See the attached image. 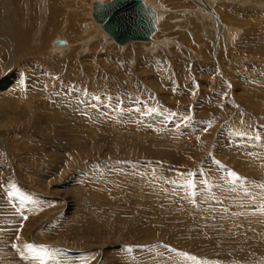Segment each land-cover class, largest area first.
Listing matches in <instances>:
<instances>
[{
    "label": "rangeland",
    "instance_id": "374dc122",
    "mask_svg": "<svg viewBox=\"0 0 264 264\" xmlns=\"http://www.w3.org/2000/svg\"><path fill=\"white\" fill-rule=\"evenodd\" d=\"M88 1L11 64L0 0V264H264V0H150L122 48Z\"/></svg>",
    "mask_w": 264,
    "mask_h": 264
},
{
    "label": "bare ground",
    "instance_id": "6f19581e",
    "mask_svg": "<svg viewBox=\"0 0 264 264\" xmlns=\"http://www.w3.org/2000/svg\"><path fill=\"white\" fill-rule=\"evenodd\" d=\"M10 4L12 3L14 5V8H12L13 10V16L11 17L13 19V21H10L12 26L9 28L11 30V35L14 37H17L18 39V44L19 47H16L15 44L12 43V39L10 37L6 36V40L8 41V44L11 46L10 49V53H11V61L10 63L12 64L15 60V56L12 55L13 53L17 54V52H20V54H24L27 51H31V49L33 48L32 46L35 45H31L30 40L29 41V36L32 34V31L41 33V31H45L48 32L49 29H52L53 33H56V35L58 36L57 39L53 40V44L54 45H60V47L62 48V46L64 45V39H66L68 37V35H70L72 32H78V28L74 27L72 30H65L66 32H64L63 28H61V24L64 23L65 21V17L62 18L61 15L64 14L61 11H64L65 13L68 12L69 14H71L73 11V8L75 7V3L76 0H9ZM50 1V3H49ZM101 0H92V1H88L87 5L84 4V6L77 7L76 5V9L80 8V11L84 12V17H87L88 14L89 16H91L92 20H94L93 18V11H94V3L99 2V3H104V2H100ZM104 1V0H103ZM112 1V0H111ZM158 1V0H157ZM83 2V1H81ZM144 4L147 5L151 12L154 15V19H155V25H156V32L158 31V27H157V23H158V15H160V11H159V6L157 7L156 3H151L150 4V0H143ZM152 2H155L152 1ZM108 3V2H107ZM219 3V2H218ZM74 4V5H73ZM209 5V4H208ZM161 7V6H160ZM67 9V10H66ZM197 12V11H196ZM208 13V12H207ZM78 14V13H77ZM205 14V13H204ZM66 15V14H65ZM81 15V14H80ZM78 15V16H80ZM222 16V15H221ZM67 17V16H66ZM72 17V16H71ZM69 16V18H71ZM46 20V27H45V21L43 19ZM59 18V19H58ZM68 18V17H67ZM223 18V17H222ZM226 18V15H225ZM41 19L44 22H41L39 26V28L34 26L35 20H37L36 22L39 24V20ZM72 19V18H71ZM78 19V18H77ZM231 19V18H230ZM239 19V18H238ZM67 20V19H66ZM80 20V19H79ZM225 20V19H224ZM82 21V20H81ZM231 21V20H230ZM95 22V20H94ZM214 22V21H213ZM69 23V22H68ZM96 23V22H95ZM74 24V23H73ZM77 24V23H76ZM99 27H97L98 29H96V27L91 24L88 23L87 24V28L89 30H86L84 33H88L90 38V41H92V38H95L96 40L99 37H102L109 41H111V43H114V45L121 47L126 45V44H130V43H136V42H129L126 43L124 45H119L117 43L114 42V40L103 31V29L100 27V25L98 23H96ZM65 26V25H64ZM63 27V25H62ZM79 27V26H78ZM37 28V29H36ZM71 28V27H70ZM82 28V27H81ZM221 30H223L224 28L219 27ZM65 29V28H64ZM84 30V28H83ZM97 30V31H96ZM160 30V29H159ZM156 32L154 33V35L156 34ZM223 32V31H222ZM238 32V31H237ZM14 33V34H13ZM235 34V33H233ZM237 34V33H236ZM235 34V35H236ZM10 35V33H9ZM33 35V36H32ZM31 36L34 37V34H32ZM55 35V36H56ZM153 35V36H154ZM40 36V35H39ZM43 36V35H42ZM41 36V37H42ZM65 36H67L65 38ZM94 36V37H92ZM152 36V40L148 41V42H137V43H142V44H148L149 45L154 42V38ZM4 37V36H3ZM82 37V36H81ZM2 38V37H1ZM40 38V37H39ZM197 38H199V36L197 35ZM33 39V38H31ZM101 39V38H100ZM36 40V37H35ZM102 40V39H101ZM44 41V40H43ZM99 41V40H98ZM37 42V41H36ZM85 42V41H84ZM87 42V41H86ZM71 43V42H70ZM73 43V42H72ZM13 46H12V45ZM88 44V43H86ZM31 46V47H30ZM69 46V45H68ZM16 47V48H15ZM74 48V47H73ZM77 48V47H76ZM55 49L57 50L58 48L55 47ZM64 49V48H62ZM62 49H59L62 53ZM67 49V48H66ZM70 49V48H69ZM50 53L51 51H53L52 47H49ZM58 51V50H57ZM65 51V50H64ZM70 52V51H69ZM9 53V52H8ZM10 65V64H9ZM14 65V64H13ZM9 88V87H8ZM13 88V87H12ZM66 107V106H64ZM60 108V107H59ZM81 112V111H79ZM3 141V140H2ZM4 143V142H3ZM2 145V144H1ZM7 148V147H6ZM5 149V148H4ZM20 184H22L19 181ZM253 222V221H252ZM251 222V223H252ZM259 224V223H258Z\"/></svg>",
    "mask_w": 264,
    "mask_h": 264
},
{
    "label": "water",
    "instance_id": "95a60500",
    "mask_svg": "<svg viewBox=\"0 0 264 264\" xmlns=\"http://www.w3.org/2000/svg\"><path fill=\"white\" fill-rule=\"evenodd\" d=\"M93 18L115 43L148 42L156 32L154 15L143 0H112L93 5Z\"/></svg>",
    "mask_w": 264,
    "mask_h": 264
}]
</instances>
